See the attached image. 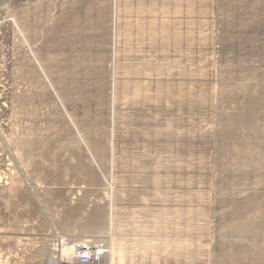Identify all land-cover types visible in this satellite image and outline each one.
<instances>
[{"label": "rangeland", "instance_id": "1", "mask_svg": "<svg viewBox=\"0 0 264 264\" xmlns=\"http://www.w3.org/2000/svg\"><path fill=\"white\" fill-rule=\"evenodd\" d=\"M0 107V264H264V0H0Z\"/></svg>", "mask_w": 264, "mask_h": 264}, {"label": "built area", "instance_id": "2", "mask_svg": "<svg viewBox=\"0 0 264 264\" xmlns=\"http://www.w3.org/2000/svg\"><path fill=\"white\" fill-rule=\"evenodd\" d=\"M2 106L5 107L4 104H2ZM0 112H2L1 107ZM1 157H5V159L3 158V160L9 162V155L5 156L3 153V156ZM70 242L72 241L57 234L56 252L57 254L61 255L60 258L62 261L64 259V257L62 258L63 250L69 246L68 244ZM104 242L98 240H86L82 242H75L74 245H72L73 250L69 260H71V262H73L74 264H100L102 258L106 257V255L108 254L105 244L106 242Z\"/></svg>", "mask_w": 264, "mask_h": 264}, {"label": "bare ground", "instance_id": "3", "mask_svg": "<svg viewBox=\"0 0 264 264\" xmlns=\"http://www.w3.org/2000/svg\"><path fill=\"white\" fill-rule=\"evenodd\" d=\"M111 208V207H110ZM112 221H113V219H112V214L110 213V229H111V227H112ZM76 241H72V242H70L68 245V247H66L64 250H63V255H62V258L64 257V258H67L68 260L70 259V257H71V255H72V250H73V248H72V245H74V243H75ZM77 242H82V241H77ZM101 242H103V241H101ZM106 242V243H105ZM104 243L106 244V249H107V255H106V257L109 255V244H108V242L107 241H105ZM54 250H55V252H54ZM52 251L54 252V254L53 253H50L49 254V256L47 257V264H57L60 260H59V257H58V254H57V252H56V244H54L53 245V248H52ZM61 256V255H60ZM103 260V259H102ZM71 261V260H70Z\"/></svg>", "mask_w": 264, "mask_h": 264}]
</instances>
